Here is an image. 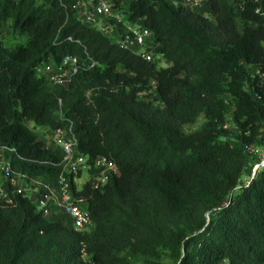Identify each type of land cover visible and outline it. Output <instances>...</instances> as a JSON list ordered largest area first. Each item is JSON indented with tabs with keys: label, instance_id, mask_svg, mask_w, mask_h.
Returning a JSON list of instances; mask_svg holds the SVG:
<instances>
[{
	"label": "trees",
	"instance_id": "1",
	"mask_svg": "<svg viewBox=\"0 0 264 264\" xmlns=\"http://www.w3.org/2000/svg\"><path fill=\"white\" fill-rule=\"evenodd\" d=\"M174 1L127 8L162 68L65 16L56 0H0V34L8 25L24 39H0V147L24 159L7 154L12 169L53 186L59 168L27 160L57 151L29 125L52 130L68 119L76 152L118 171L101 189L84 185L87 232L62 215L43 218L26 198L0 203V264H165L164 254L170 264H264V168L238 183L255 161L244 148L264 124V20L254 13L264 0H209L210 19ZM84 53L97 66L68 83L35 76L40 64Z\"/></svg>",
	"mask_w": 264,
	"mask_h": 264
},
{
	"label": "built area",
	"instance_id": "2",
	"mask_svg": "<svg viewBox=\"0 0 264 264\" xmlns=\"http://www.w3.org/2000/svg\"><path fill=\"white\" fill-rule=\"evenodd\" d=\"M238 1V0H234ZM65 16H71L86 27L99 31L109 37L119 48L141 56L147 62H155L159 67L167 65L160 57H154L147 52L152 44L149 31L141 27L139 21H130L127 11L130 0H56ZM203 16L208 14L209 0H177L172 3ZM254 13L264 20V13L254 9ZM68 41L70 39L68 38ZM264 48V44H263ZM96 63L84 53L83 57H65L57 64H40L34 69L35 76L43 78L51 86L68 83L71 78L95 68ZM261 85V81H259ZM59 106L60 101L57 100ZM60 114V113H59ZM39 133L37 141L42 142V148L51 150L57 158L47 161L28 159L30 163L46 164L59 168L53 186L41 180L27 176L21 171L12 169L7 154H12L18 160H24L12 149L0 147V203L3 206H13L16 198H26L34 206V211L43 218L62 215L73 231L87 232L92 227L87 211V201L81 194L86 184L90 190L101 189L118 171L114 164L102 157L88 160L75 150L76 139L72 131V123L66 119L63 126L52 130L32 128ZM264 129V124L259 130ZM254 146L244 148L245 153L254 156L248 178H254L264 168V152L257 154Z\"/></svg>",
	"mask_w": 264,
	"mask_h": 264
},
{
	"label": "rangeland",
	"instance_id": "3",
	"mask_svg": "<svg viewBox=\"0 0 264 264\" xmlns=\"http://www.w3.org/2000/svg\"><path fill=\"white\" fill-rule=\"evenodd\" d=\"M204 17L210 19L208 14ZM0 39H1L3 46H5V47H11L13 45L20 44V43L24 42L23 38L14 35L10 31L8 25H6L2 29L1 34H0ZM202 123H203L202 117H198L193 124L184 125L182 128H183V131L186 133L192 132L195 129H197ZM224 127L226 128V130L228 132L226 139L230 142L231 145H233L235 142L234 138H235V136H237V127L231 119L230 110H228L226 115H225ZM254 143H255L254 147H253L254 151L257 154L263 153L264 152V129L259 130V132L257 133V139L255 140ZM244 152H245V149H244ZM254 158H255V155L251 156V158L249 160L253 161ZM249 160H247V161L249 162ZM251 165L252 164L248 163V165H246V171L241 174V176L238 180V183H240V185H242L244 183L243 181L247 180V178H248V171L247 170H249ZM162 262L165 264H170V261H168L165 254L162 255Z\"/></svg>",
	"mask_w": 264,
	"mask_h": 264
}]
</instances>
